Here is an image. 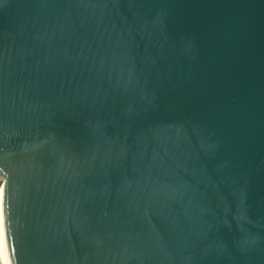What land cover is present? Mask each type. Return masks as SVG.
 <instances>
[{
	"label": "water",
	"instance_id": "obj_1",
	"mask_svg": "<svg viewBox=\"0 0 264 264\" xmlns=\"http://www.w3.org/2000/svg\"><path fill=\"white\" fill-rule=\"evenodd\" d=\"M9 264H264V0H0Z\"/></svg>",
	"mask_w": 264,
	"mask_h": 264
},
{
	"label": "bare ground",
	"instance_id": "obj_2",
	"mask_svg": "<svg viewBox=\"0 0 264 264\" xmlns=\"http://www.w3.org/2000/svg\"><path fill=\"white\" fill-rule=\"evenodd\" d=\"M0 259L3 264H9L7 253H6V246L4 243V235L2 232L1 220H0Z\"/></svg>",
	"mask_w": 264,
	"mask_h": 264
},
{
	"label": "rangeland",
	"instance_id": "obj_3",
	"mask_svg": "<svg viewBox=\"0 0 264 264\" xmlns=\"http://www.w3.org/2000/svg\"><path fill=\"white\" fill-rule=\"evenodd\" d=\"M0 264H3V263L1 262V259H0Z\"/></svg>",
	"mask_w": 264,
	"mask_h": 264
}]
</instances>
